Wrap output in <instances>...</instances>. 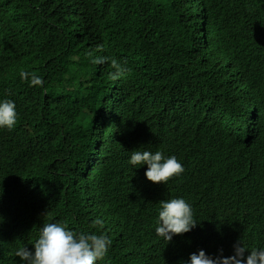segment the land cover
<instances>
[{
	"label": "trees",
	"instance_id": "obj_1",
	"mask_svg": "<svg viewBox=\"0 0 264 264\" xmlns=\"http://www.w3.org/2000/svg\"><path fill=\"white\" fill-rule=\"evenodd\" d=\"M96 55L127 61L128 71L114 81L110 62L92 63ZM33 75L45 79L42 86H30ZM11 86L18 95H2ZM183 94L208 103L163 106ZM5 99L15 103L17 124L0 128V169L18 160L12 189L22 211L2 230L9 250L0 251V264H25L17 249L31 250L48 223L110 238L96 264H189L200 250L227 258L238 239L248 250L264 249L260 173L242 178L258 191V209L234 221L216 220L214 184L178 190L198 224L167 243L155 229L170 190L146 179V164L130 163L134 150L171 156L166 138L193 131L203 116L197 112L192 122L187 111L208 104L217 121L236 117L244 136L259 138L264 127L238 107L256 100L264 106V0H0ZM24 140L28 149L14 151ZM255 179L257 188L249 187ZM122 231L130 233L128 243Z\"/></svg>",
	"mask_w": 264,
	"mask_h": 264
},
{
	"label": "clouds",
	"instance_id": "obj_2",
	"mask_svg": "<svg viewBox=\"0 0 264 264\" xmlns=\"http://www.w3.org/2000/svg\"><path fill=\"white\" fill-rule=\"evenodd\" d=\"M102 46H97L96 51L101 52ZM111 64L113 72L110 73L112 80H118L125 75L128 68L115 58L104 55H96L92 63L102 65ZM39 66V64L37 65ZM141 67V66H140ZM39 68V67H38ZM73 69V67L71 68ZM21 79H29L26 72L20 73ZM45 79L39 76L30 77V86H42ZM15 86L7 87L2 95L9 97L17 96ZM230 89V86L228 87ZM45 94V93H44ZM247 97H252L248 95ZM177 101H192L193 103H208L201 95L190 99L187 95L170 97L163 106ZM209 104L202 111H187L188 117L194 122L196 113L201 112L203 119L194 127V130L183 135L168 137L166 141L170 146L171 156L165 157L161 151H132L130 163L133 166L146 164L145 177L153 184H161L165 191L170 190L167 201H161L158 217V226L155 229L157 236L170 242L174 235H181L195 228L198 222L194 219L192 206L183 198H176L178 190L183 192H196L200 181L205 182L206 187L214 184V194L218 200L216 208V220L234 221L243 217L245 213L258 209V201L255 193L243 184L242 178L251 179L256 174L264 177V106L258 100L247 101L245 108L240 105L242 111L250 114L259 131L263 128L259 138L253 141L256 133L243 135L237 127V118L230 117L226 120L213 117L207 111ZM167 112H174L168 109ZM208 114V115H207ZM226 123L225 126L223 123ZM246 124L253 126L252 120H245ZM17 124V112L14 101L5 99L0 102V128L11 131ZM238 134H241L239 137ZM31 140V139H28ZM28 140L14 149H28ZM32 156V148L27 152ZM18 160L11 163L8 168L0 169V251L9 247L2 236V230L14 225L17 215L22 211V203L14 194L12 177L19 167ZM136 167V168H139ZM178 176L177 182L174 177ZM256 178V179H257ZM256 179L248 183L249 187H256ZM155 192L161 193L154 186ZM260 189H263L260 188ZM94 225L103 222L95 220ZM120 240L128 243L130 233L121 232ZM158 243L159 240H156ZM112 244L106 235L96 233H75L59 223H48L40 230L39 238L30 250L21 246L15 255L25 264H96L107 255ZM234 255L224 258H215L205 254L203 250L193 253L189 257V264H264V249L253 248L248 250L240 239L234 244ZM248 253L245 256V253ZM3 258H0L2 261Z\"/></svg>",
	"mask_w": 264,
	"mask_h": 264
}]
</instances>
